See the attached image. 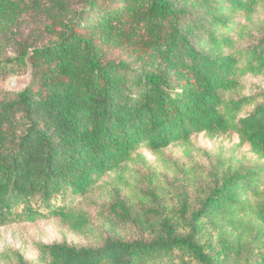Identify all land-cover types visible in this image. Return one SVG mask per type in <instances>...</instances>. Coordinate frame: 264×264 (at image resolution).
Masks as SVG:
<instances>
[{"label": "trees", "instance_id": "16d2710c", "mask_svg": "<svg viewBox=\"0 0 264 264\" xmlns=\"http://www.w3.org/2000/svg\"><path fill=\"white\" fill-rule=\"evenodd\" d=\"M263 0H0V227L61 218L141 148L232 129L264 155V102L229 97L264 73V36L235 33ZM254 106L243 114L246 107ZM264 179L234 171L150 238L42 245V264H264ZM77 218V219H75Z\"/></svg>", "mask_w": 264, "mask_h": 264}, {"label": "rangeland", "instance_id": "374dc122", "mask_svg": "<svg viewBox=\"0 0 264 264\" xmlns=\"http://www.w3.org/2000/svg\"><path fill=\"white\" fill-rule=\"evenodd\" d=\"M263 36L264 0L242 20L235 33V51L244 52ZM26 81V76L2 79L0 98L22 89ZM240 84L227 98L254 96L257 103L264 102V73L242 75ZM253 107H246L243 114ZM234 171L258 172L264 179V155L242 142L232 129L197 133L188 142L157 152L141 148L118 169L106 173L86 198L76 201V209L87 217L82 229L61 218L1 226L0 264H42L40 248L45 244L98 247L108 237L150 238L163 216L177 215L184 204L190 212L198 209L212 188Z\"/></svg>", "mask_w": 264, "mask_h": 264}]
</instances>
